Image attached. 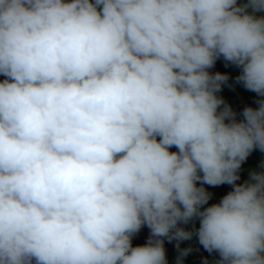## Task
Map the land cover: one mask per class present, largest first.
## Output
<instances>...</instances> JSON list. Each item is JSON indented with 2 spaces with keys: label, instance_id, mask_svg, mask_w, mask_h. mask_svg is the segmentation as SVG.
I'll return each instance as SVG.
<instances>
[{
  "label": "clouds",
  "instance_id": "1",
  "mask_svg": "<svg viewBox=\"0 0 264 264\" xmlns=\"http://www.w3.org/2000/svg\"><path fill=\"white\" fill-rule=\"evenodd\" d=\"M0 76V264H264V0H0Z\"/></svg>",
  "mask_w": 264,
  "mask_h": 264
},
{
  "label": "trees",
  "instance_id": "2",
  "mask_svg": "<svg viewBox=\"0 0 264 264\" xmlns=\"http://www.w3.org/2000/svg\"><path fill=\"white\" fill-rule=\"evenodd\" d=\"M238 2H243V0H238ZM261 15V14H258ZM210 73L220 72L222 74H227L229 80L222 85V90L217 93L218 96L222 97L225 103L236 112V120L239 122L243 120L242 111L245 107H258L256 100L258 99L257 94L251 92L243 87L242 84L237 83L235 78L240 74L241 69L235 65L227 63L220 58L216 61L215 66L209 69ZM4 77L0 76V80ZM159 139V138H158ZM175 147L171 148L170 151H176ZM261 161H264V153L260 152L258 149L254 150L247 160L242 164L239 171L240 179L236 182L237 184H242L249 179V173L252 170H261L259 165ZM199 186V182H198ZM206 190L211 193V199L208 201V205L218 203L221 198L232 190V185L223 184L220 186H209L204 185ZM195 227H199V221L196 220ZM188 229H192L193 224L190 223L185 226ZM149 237V229L147 226L142 227L139 233H137L133 239V246L143 245L146 243ZM164 247L166 251V258L168 264H176L179 251L176 248V241L169 242L166 238L164 240ZM191 247L192 251L183 258V264H204L205 259H207L208 264H214V261L218 259L217 253H209L201 245L195 237L189 241L180 242V248Z\"/></svg>",
  "mask_w": 264,
  "mask_h": 264
}]
</instances>
